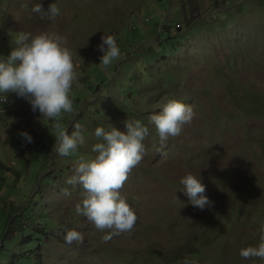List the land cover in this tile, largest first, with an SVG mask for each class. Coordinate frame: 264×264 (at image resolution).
<instances>
[{"label":"rangeland","instance_id":"obj_1","mask_svg":"<svg viewBox=\"0 0 264 264\" xmlns=\"http://www.w3.org/2000/svg\"><path fill=\"white\" fill-rule=\"evenodd\" d=\"M35 2L0 0V54L22 30L66 37L77 79L73 110L59 119L69 132L79 123L85 142L56 153L53 120L15 92L0 93L8 99L0 120V239L10 253H29L34 264H261L239 249L256 243L264 220V0H55L60 13L52 20L31 11ZM102 32L120 49L108 66L98 63ZM168 97L190 103L194 115L161 143L147 117ZM126 118L149 129L142 159L119 189L136 221L104 241L106 229L75 214L82 189L65 179L79 157L93 155L94 127L123 129ZM186 172L199 176L210 205L188 202L180 184ZM33 209L49 235L29 220ZM69 228L83 240L66 243ZM176 253L183 254L177 261Z\"/></svg>","mask_w":264,"mask_h":264},{"label":"clouds","instance_id":"obj_2","mask_svg":"<svg viewBox=\"0 0 264 264\" xmlns=\"http://www.w3.org/2000/svg\"><path fill=\"white\" fill-rule=\"evenodd\" d=\"M31 11L41 18L54 19L59 13L55 0H49L43 7L40 0L33 3ZM66 37L51 30L19 31L15 44L8 53L0 54V93L15 92L25 98L31 110L53 120L56 142L54 151L67 155L75 151L78 144L85 142L79 123L67 131L59 117L62 112H71L72 99L69 95L77 71L72 51L67 47ZM100 54L98 63L108 66L120 55V49L112 34L101 33L97 45ZM1 106L0 120L8 111L7 103ZM158 111L148 114V121L154 125L163 143L169 136L179 134L186 123H190L194 111L190 103L175 97L158 102ZM123 129L112 123L97 125L92 130L96 139L90 144V157H79L73 166L72 175L65 183H79L81 199L74 205V212L83 215L97 229L102 231L101 240L107 241L113 235L129 231L136 221L134 209L119 189L131 168L141 159L145 151L143 143L148 135L147 124L138 118L123 120ZM20 135L27 141L32 137L26 130ZM182 190L188 202L203 209L212 203L205 194V185L199 176L186 172L180 177ZM65 194L68 189H62ZM66 243L83 240V234L76 228L66 229L63 234ZM242 257H259L264 264V220L259 224V236L255 244L239 249Z\"/></svg>","mask_w":264,"mask_h":264},{"label":"trees","instance_id":"obj_3","mask_svg":"<svg viewBox=\"0 0 264 264\" xmlns=\"http://www.w3.org/2000/svg\"><path fill=\"white\" fill-rule=\"evenodd\" d=\"M225 22V19L223 21H221V24L223 25V23ZM252 100V99H251ZM5 181V180H4ZM38 196V194H37ZM30 208V207H27ZM25 211L27 212V209H25ZM25 212L22 210H20L19 213H17V215H21L24 214ZM35 213V210L33 209V211L30 213L31 214V218H29V220H32L33 223L38 226V228L42 229V231H45L47 235H49L50 231H47V229L45 228V226L41 223H39V221L37 222V219L35 217H32V215ZM29 214V216H30ZM11 212L7 215H5V218L8 220L10 218ZM6 225V224H5ZM11 227V226H10ZM24 229V227H23ZM55 231H53L54 233ZM55 235V234H54ZM32 242V240L28 237L24 240V242ZM14 249H16V247H14L11 252L13 253ZM30 249V248H29ZM175 258L174 260H179L181 259V257L183 256V254H175L173 255ZM190 257H193L194 255H189ZM167 259V258H166ZM164 257L163 260H165V262L167 261ZM0 264H34V261L32 260V255H30L29 253H24L23 256H16V255H12L10 253L9 250V246L6 243V241H1L0 239Z\"/></svg>","mask_w":264,"mask_h":264},{"label":"built area","instance_id":"obj_4","mask_svg":"<svg viewBox=\"0 0 264 264\" xmlns=\"http://www.w3.org/2000/svg\"><path fill=\"white\" fill-rule=\"evenodd\" d=\"M7 100L3 97H0V114H1V106L6 104Z\"/></svg>","mask_w":264,"mask_h":264}]
</instances>
